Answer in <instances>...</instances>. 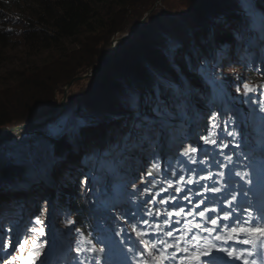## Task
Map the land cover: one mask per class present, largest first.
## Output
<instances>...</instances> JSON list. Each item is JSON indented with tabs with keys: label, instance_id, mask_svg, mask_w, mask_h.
<instances>
[{
	"label": "trees",
	"instance_id": "1",
	"mask_svg": "<svg viewBox=\"0 0 264 264\" xmlns=\"http://www.w3.org/2000/svg\"><path fill=\"white\" fill-rule=\"evenodd\" d=\"M4 1L0 0L1 3ZM8 1L11 2V8L19 11L16 15L20 23L19 31H13L8 25H2L3 21L0 18V89L3 87L1 81L8 79L4 77L3 70L12 61V52L20 47L25 48L27 59L38 60L39 63V59H42L47 53L61 55L62 51L65 53L66 42L76 41L83 34L92 35V33H97L101 28H104L107 25L105 16H103L104 7L107 6V8L111 7L124 12L128 8L135 9L139 6V0ZM185 1L189 3V8L194 13L196 20V27L191 30V33H193L192 45L198 52L199 59L205 58L206 61H204L207 64L221 66L223 61L216 59L214 52L215 48L221 47L223 52H227L226 50L233 52L232 60L242 64V66L236 65V70L243 72L245 60L257 56L256 53L248 52L245 49L248 47L252 49L254 45L260 44L261 49L259 51L261 56H264V14L261 13L264 12V0ZM113 19L116 20L115 17ZM113 19L111 20L114 21ZM144 24L146 25V23ZM116 30L118 28H113L109 34ZM17 40L21 41L20 47L17 46ZM122 47L128 56L123 57V59L120 56L116 57L107 68L108 73L116 74L113 82L116 85L120 84L115 88L109 101V94H107L105 102H108L109 107L100 109L94 105H87L83 111V121L81 122L82 125L90 124L95 126L94 128L102 122H111V126L116 128L113 131L116 146L122 147L127 153L129 148H137L139 151L138 158L128 157L129 160L126 162L124 161V158L127 159L126 156L118 155L114 164V168L120 177H126L128 184H131V189L137 191V195H134L136 203L118 202V206L121 205L120 208H111L118 220L113 218L112 213L110 216L104 214L102 207L108 202L109 197L116 200L121 199V187L106 183L104 175L101 174H93V177H88L90 172L95 173L96 170H94L93 163L89 164L88 168L81 165L80 160L87 151H84L85 149L80 145L78 137L71 140L66 147L56 149L55 153H41L35 157L40 161V165L49 172V175H55L62 162L69 163L65 173L66 177L70 178L68 180L60 178L53 183L51 188L42 189V192L49 195V202H45V210L50 213L52 231L61 241L60 244H71L75 240L77 243L75 250L80 252L85 264H106L109 259L115 256L123 262L135 260L139 255L145 257V249L139 244L141 239L137 236V232L133 231V228L144 233L143 239L156 244L159 251L165 249L159 243L160 241H167L168 244L173 245L172 242L175 243V240L171 241L170 238H166L167 233L172 231L171 225L173 226L178 222L177 218L181 216L184 218L190 213L191 201L200 197L194 183L195 180L193 182L191 180L195 179L197 171L203 170L206 163H210L212 168L218 167L217 163L211 160L216 154H218L220 167H222L226 158L223 159L220 154L231 147L230 143L226 141L222 143L221 147L215 144L216 147L213 146L215 151L209 155L210 157H207L206 148H209L207 146L209 143L201 140L202 143H205L202 148H196L192 144L184 148V156L188 158V164H184L181 159L174 160L175 156L170 157L167 162L160 160V152L158 148H155V146H159L158 140L164 138L166 141L171 138L169 141L172 142L175 141V136L185 132V124L177 114L181 116L185 110L190 111V116L193 113H205L207 106L214 107V103L212 105L210 103L215 102L217 96L212 93L205 78L194 71L182 41H172L167 32L156 34L153 29H148L144 31V37L140 42H132L130 46L122 45ZM238 67L241 68L238 69ZM75 68L76 66L67 68V71L64 72L66 84L77 77L78 72L73 71ZM29 70V65L28 67L24 66L21 73H26ZM248 76L250 79L256 78L252 76V73H249ZM14 79L17 80L18 84L26 86L27 77L24 74H19L17 69L14 75L9 78V80ZM39 86H41L40 82L35 81V89ZM186 86L193 93L188 95ZM195 88H198L199 91H205L204 95L195 96L199 92L194 91ZM34 91L31 86H28L27 92L30 97H33ZM187 95L190 96V101L188 99L186 103ZM3 103L0 104V130L13 123H17V126H23L34 120V116L31 115L33 109L28 118L24 116L18 119L8 118L4 112L8 104ZM206 115L207 113L200 119L197 118L195 120L196 125H200L202 120L205 121ZM209 118L213 119L214 117H208V121ZM178 119L181 123L177 122ZM229 119L234 123L229 124L228 130L234 139L233 143L239 145L241 138L235 129L237 121L233 114ZM116 123H119L125 131L122 132V129L115 127ZM201 125H204V122ZM206 126L204 125L203 128L200 126V134L205 132ZM217 130V135L220 137L216 139H224L221 135L222 130L220 128ZM205 138L215 139V137L208 138L207 135ZM192 148H196L198 151L192 152ZM200 156L205 157V159L195 160L196 157L200 158ZM232 157L230 156L229 159ZM173 161L179 165L173 167ZM144 163H146L144 170L147 173L141 177L139 170ZM190 169H195V171ZM159 170L161 171L159 172ZM218 171L216 174L221 173ZM16 173V168H12L9 172L3 171L0 178L9 177L8 179L12 180L5 184L0 183V186L6 190L5 192L11 191L16 183L20 182L15 178ZM134 175H139L142 179L135 183L132 179ZM27 189L29 191L32 187H27ZM42 192H33L32 194L40 195ZM187 193V199H185L187 203L183 207L181 204L185 202L184 199L179 205L176 196ZM151 197L153 199L149 200ZM162 197L164 199L172 198L173 205L169 203L165 205H171L173 209L165 210L163 208L164 199L160 200ZM40 202L37 200L32 211H30L33 215L31 221L40 218V212H38ZM142 203L146 204L141 206ZM181 209L183 210L182 213ZM176 211L181 214L177 215ZM3 212L4 210L0 209V218L4 215ZM49 213H47L48 217ZM143 220L147 223H144ZM129 232L132 233L129 234ZM146 232L148 236L145 234ZM154 236L157 237L155 241ZM47 241L46 236L40 243L44 245ZM110 245L118 247L117 253L113 249L108 250L107 246ZM42 247H39L38 244L35 249L40 252ZM157 252H154L155 256L160 255Z\"/></svg>",
	"mask_w": 264,
	"mask_h": 264
},
{
	"label": "rangeland",
	"instance_id": "2",
	"mask_svg": "<svg viewBox=\"0 0 264 264\" xmlns=\"http://www.w3.org/2000/svg\"><path fill=\"white\" fill-rule=\"evenodd\" d=\"M10 5L11 2L8 0H5L4 3L0 2L2 25H8L11 30L19 31L20 21L16 15L19 11L11 8ZM103 16H105L107 21V25L104 28H101L97 33H92V35L83 34L76 41L66 42L64 46L65 53L63 51L62 55L47 53L42 59H39V63L38 60L26 58V50L20 47L21 41L17 40V46L20 48L12 52V61L3 70V73H5L4 77L8 79L1 81L3 87L0 89V104L2 102L8 104L4 111L8 118L18 119L22 116L28 118L29 113L33 109L31 112V115L34 116L33 121L38 120V122H41L40 120L48 115L49 111L64 100L65 92L67 97L64 105L55 113L56 115L52 120L49 119L44 125L27 131L12 132L10 140L0 144V177L3 171L9 172L12 168H16L15 178L20 181L16 183L17 186L15 185V188L7 192L0 186V209L4 210V215L0 218V264H29L31 253H33L32 259L34 257L37 259V261H35L36 259L34 260L35 262L33 261V264H84L80 252L77 253L78 250H75L77 246L75 240L71 244H60L61 241L52 233V228L50 229L52 223L50 213L45 210V205L49 202V195L42 192V189L51 188L56 180L60 178L68 180L70 178L66 177L65 173L69 163L62 162L60 167L58 166V172L55 175H49V172L40 165V161L35 158L41 153H55L56 149L66 147L76 137H78L82 148L85 149L84 151L92 152V155L89 154V160L88 156L85 158V162L91 161L96 172H90L88 177H93V174H101L104 175L106 183L115 184V186L122 188L120 190L122 191L121 199L116 200L113 198L110 202L103 205L102 211L105 212L104 214L110 216L112 213L113 218L118 220L112 207L120 208L117 203L123 201L136 203L134 195H137V191L131 189V184H128L126 178L122 179L119 176L120 174L118 175L114 164L118 159V155L126 156L127 159L124 158L126 162L129 160L128 157L133 158L136 156L138 158L139 151L137 148L131 147L127 153L122 147L116 146L115 136L113 137V131L116 128L113 125L111 126V122H102L94 128L95 126L90 124L82 125L81 121H83V111L87 105H94L100 109L106 106L107 108L109 107L108 102H105L107 94H109V101L114 94L115 88L120 84L116 85L113 82L116 74L108 73L107 68L116 57L120 56L123 59V57L128 56L126 52L124 53L122 45L130 46L132 42H140L142 37H144V31L148 29H153L156 34L167 32L172 41H182L185 52L188 53L190 62L193 64L194 71L201 77L206 78L208 87L210 89L212 87V93L217 96L216 103H210V105L214 103V107L205 110L207 115L205 121L202 120V124L204 122V125L207 126L204 133H199L201 131L200 126L203 128L204 125H196L197 123L193 121V117H197L198 113H193L190 116L188 114L190 111L185 110L184 112L180 111L183 113L181 116L177 114L185 124V132L175 136V141L166 140L164 143H162V139L158 141L159 146H155V148H158L160 152V160L167 162L170 157L175 156L174 160L181 159L184 164H188V158L184 156V148L190 144L196 148H202L205 143H202L201 140H205L206 135L208 138H216V136H219L217 135V129L220 128L224 139L215 140V144L221 147L222 143L226 141L231 145L227 151H224L223 155L221 154V157H226L227 159L230 156H234L232 160L239 159L235 160L233 170L221 172L220 178L214 182V185L226 186L230 182H235L247 187L253 181L257 183L256 186L258 187L264 186V175L261 174L259 168L246 162L252 161L254 163L255 156H258L256 158L264 165V82L261 81L264 77V56L260 60V44L253 49L259 60L246 59V66L250 69L245 70L246 72L243 73L236 70V65L242 66V64L232 60L234 57L232 55L233 52L222 53L220 47H217L214 51L216 58H224V61H226L219 69L220 67L202 65L197 59L199 57L196 50L193 52L197 57L192 55L191 39H193V33H191V30L196 27V20L194 19V13L189 8V3L185 0H139L138 8H128L124 12L111 7L107 8L106 6L104 7ZM113 28H118V30L109 34ZM111 57L113 59L108 62ZM28 65L30 70L26 73H21L22 67H28ZM73 66H76L73 71L78 72H76L77 77H85L87 75L88 77L74 83L66 90L69 83L66 84L64 81V72L67 71V68L69 69ZM16 69L19 74H24L27 77L26 81L31 84L26 82V86H23L18 84L16 79L9 80ZM249 73L255 74L260 80L252 81L248 76ZM35 81L41 84L36 89L34 87ZM28 86L35 90L33 97L28 95ZM246 86L251 90H246ZM186 88L189 92L188 95L193 93L187 86ZM196 90L199 91L198 88L194 89V91ZM204 93L205 91H199L195 96L201 97ZM188 95L185 98L186 103L188 99L190 101V96ZM107 108L105 109L107 110ZM232 114L237 119L235 129L241 136L240 145L238 146L234 145V139L228 130L229 124H233V121L229 119ZM210 116L214 118H209L208 121ZM177 122L181 123L179 119ZM186 123L189 124L186 125ZM14 127H18L17 123L1 128L0 140L6 139L10 130ZM115 127L122 129V132L125 131L119 123H116ZM252 132L256 134L255 139L252 138ZM256 143L258 144L256 145ZM215 144L210 143L209 145L214 146ZM210 151H213V149H209V152L207 151V157H210ZM197 159L204 160L205 157H196L195 160ZM226 163L233 164L230 160H226ZM178 165L175 161L172 162L173 167ZM145 166L146 163L140 166L141 177L142 174L147 173L144 170ZM190 170L195 171V169ZM215 174L216 170L210 168V164L206 163L203 170L197 171L195 179L197 176L200 179L206 175L209 177ZM141 177L139 175L132 176L133 182L138 183L142 179ZM8 178H0V183L11 182L12 180ZM195 179L191 181L193 182ZM22 185L25 186L23 187ZM25 187H32L33 192L42 193L40 195L32 194V189L26 191ZM187 195L188 193L176 196L179 205L181 200L184 199L185 202L183 201L184 203L181 205L183 207L186 206L185 197ZM151 199L153 198L151 197L149 200ZM163 199L164 197L160 198V200ZM37 200L41 201L40 205H38V208L40 207L38 209L40 218L37 219L39 223L37 221L34 223L33 220L31 221L33 215H31L30 211H32ZM164 201L162 205L165 210L173 209L171 197L164 199ZM146 203H142L141 206ZM167 203L171 205L166 206L165 204ZM253 205L260 207L261 203L256 202ZM47 213H49V217ZM32 223L35 225V231H33L35 233L31 232L32 230L30 231ZM262 226L264 225L260 226L257 221H252L250 225V227ZM175 227L173 226V228ZM239 227L242 226L234 223L228 228L230 229L228 235L229 237L231 236L229 241L235 245L238 244V240L235 238L237 236H232L231 230ZM216 228H219L218 225H216ZM44 235L47 236L48 241L42 247L43 253L39 254L37 249H35L36 241L40 243L45 238ZM133 236L137 241L136 236L134 234ZM31 237H34L35 240L30 239ZM155 238L156 236H154V240ZM252 238L247 236L246 239ZM139 244L145 246L141 241H139ZM22 245L23 247H21ZM254 246L256 249L263 248L261 245ZM107 247L108 250L113 249L115 253L119 250L114 245ZM196 253L199 254L198 252ZM115 258L117 256L113 259ZM113 259H109L108 262L113 261ZM203 259L204 257L199 254L197 262Z\"/></svg>",
	"mask_w": 264,
	"mask_h": 264
},
{
	"label": "snow or ice",
	"instance_id": "3",
	"mask_svg": "<svg viewBox=\"0 0 264 264\" xmlns=\"http://www.w3.org/2000/svg\"><path fill=\"white\" fill-rule=\"evenodd\" d=\"M246 90L250 91L251 89L247 88V86H246ZM205 143L215 144L216 141L205 138ZM191 151L192 152H197L198 150L196 148H192ZM149 175H151V173H149ZM205 179H211V177L210 176L209 177H205ZM207 190L210 191V192L219 191V189H217L215 187H209ZM185 198L187 199V197H185ZM164 202H166V201H164ZM182 212H183V210L181 209V213ZM181 213H176V214L179 215ZM200 215L203 216L204 213L201 212ZM224 218L228 219L229 218V214L226 213ZM237 219L239 221V218H237ZM249 219H251V217ZM37 223H39V220H37ZM144 223H147V221H144ZM211 223L213 225H215L217 223V221L216 220H211ZM242 223L247 225L249 223V221L248 220H244V221H242ZM33 231H35V229H33ZM133 231L137 232V236L141 239V243H143L146 248H149L148 255L152 256L153 259L157 260L158 264H163L164 253L160 252L159 257L154 255V252L159 251V249H157V247H156V244L151 243L149 241H145L143 239L144 233L137 231L136 228H133ZM231 234H232V236H239V234H245V235L253 237V238H259L261 240H264V227H239V228H232ZM167 235L171 237L173 235V233L171 231H169L167 233ZM217 239H220V237L218 236ZM229 239H231V236L229 237ZM240 242H242L244 244H251V243H253L255 241H254V239H242ZM159 243L162 244L165 249L170 248V247H178L179 246V241H177L176 244H174V245L168 244L167 241H160ZM21 247H23V245ZM185 251H186V249H185ZM220 251H226L227 255L229 257H231V258H234V259H240L241 258V257L236 256L235 250L220 249ZM192 259L198 260L199 259V254H196L195 256H193ZM29 264H33V259H32L31 256L29 258ZM140 264H147V262L146 261H142V262H140ZM245 264H247V261H245Z\"/></svg>",
	"mask_w": 264,
	"mask_h": 264
},
{
	"label": "water",
	"instance_id": "4",
	"mask_svg": "<svg viewBox=\"0 0 264 264\" xmlns=\"http://www.w3.org/2000/svg\"><path fill=\"white\" fill-rule=\"evenodd\" d=\"M113 59V57H111V58H109V60H108V62L109 61H111ZM88 77V75L87 76H85V77H76V78H74L68 85H67V87H66V90L67 89H69L74 83H76V82H78V81H80V80H84V79H86ZM67 93L65 92L64 93V95H65V97H64V100L59 104V105H57V106H55L51 111H49L48 112V115H46L45 117H43L40 121L41 122H38V120H36V121H32V122H29V124H27V125H23V126H18V127H14V128H12L11 130H10V133H9V136L6 138V139H2V140H0V144H2V143H5V141H8V140H10V138H11V133L12 132H17V133H20V132H23V131H27V130H29V129H31V128H35V127H37V126H42V125H44L45 123H47L48 121H49V119H51L52 120V118H54L55 117V113L64 105V102H65V100H66V97H67V95H66ZM44 136H45V134H44Z\"/></svg>",
	"mask_w": 264,
	"mask_h": 264
},
{
	"label": "bare ground",
	"instance_id": "5",
	"mask_svg": "<svg viewBox=\"0 0 264 264\" xmlns=\"http://www.w3.org/2000/svg\"><path fill=\"white\" fill-rule=\"evenodd\" d=\"M261 13L264 14V12H261ZM207 108H212V106H207L205 109H207ZM222 109H223V108H222ZM225 110H226V108H225ZM188 114H190V113H188ZM141 115H142V113H141ZM204 115H205V113H201V114L198 113L197 117H196V116L193 117V121H195L197 118L200 119V118L203 117ZM142 116H143V115H142ZM196 123H197V122H196ZM201 124H202V123H201ZM201 124H200V125H201ZM218 137H220V136H216V138H218ZM216 138H215V139L213 138V139L217 141ZM161 139H162V138H161ZM161 139H159L158 141H160ZM213 139H212V140H213ZM162 140H163L162 143H164L165 140H164V139H162ZM169 140H171V138H169ZM115 144H116V143H115ZM209 144H210V143H209ZM209 144L207 145V146H209V148H206V150L209 152V149H213V151H210V154H211V153H213V152L215 151V149H214L213 145H209ZM212 159H213V160H212ZM212 159H211V160H212L214 163H217V165H220L219 158H218V154H216V156H214V158H212ZM218 162H219V163H218ZM156 165H157V164H156ZM220 166H221V165H220ZM155 168H157V167L155 166ZM160 171H161V170H159V172H160ZM157 176H159V175H157ZM155 177H156V176H155ZM155 177H154V178H155ZM150 180H151V178H150ZM154 180H155V179H154ZM154 180H153V181H154ZM155 182H156V181H155ZM145 191H146V190H145ZM140 193H141V192H140ZM140 196H141V195H140ZM140 196H138V197H139V198H143V197H140ZM167 205H168V203H167ZM172 208H173V207H172ZM175 209H176V208H175ZM160 215H162V214H160ZM165 216H166V215H165ZM171 216H173V215H171ZM162 217H163V216H162ZM167 217H168V215H167ZM174 217H175V216H174ZM181 217H182V216H181ZM171 218H172V217H171ZM177 219H178V218H177ZM160 220H162V219H160ZM165 220H166V219H165ZM169 220H170V219H169ZM174 220H175V219H174ZM163 221H164V220H163ZM170 221H172V220H170ZM169 223H170V222H169ZM169 223H168V224H169ZM168 224H167V225H168ZM160 225H162V224H160ZM163 225H164V223H163ZM147 226H149V225H147ZM147 226H145V227L147 228ZM150 226H151V225H150ZM164 226H165V225H164ZM167 227H168V226H167ZM171 227H172V225H171ZM146 228H145V229H146ZM151 228H152V226H151ZM158 228H159V227H158ZM161 228L163 229L162 226H161ZM149 229H150V228H149ZM152 229H153V228H152ZM150 230H151V229H150ZM153 230H155V229H153ZM168 230H169V229H168ZM147 232H148V231H147ZM147 232H146L145 234H147V236H148V233H147ZM162 232H163V231H162ZM162 232H161V233H162ZM166 232H167V231H166ZM145 238H146V237H145ZM148 238H149V237H148ZM58 253H59V252H58ZM132 254H133V253H132ZM56 255H57V254H56ZM128 255H129V254H128ZM129 258H130V257H129Z\"/></svg>",
	"mask_w": 264,
	"mask_h": 264
}]
</instances>
